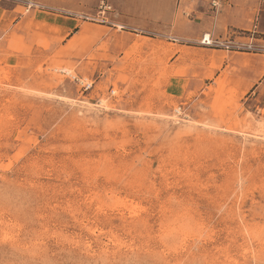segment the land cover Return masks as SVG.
<instances>
[{
  "label": "rangeland",
  "instance_id": "obj_1",
  "mask_svg": "<svg viewBox=\"0 0 264 264\" xmlns=\"http://www.w3.org/2000/svg\"><path fill=\"white\" fill-rule=\"evenodd\" d=\"M195 6L213 16L212 0H0V264H264V88L247 111L211 74L169 90L207 68L177 34Z\"/></svg>",
  "mask_w": 264,
  "mask_h": 264
},
{
  "label": "crops",
  "instance_id": "obj_2",
  "mask_svg": "<svg viewBox=\"0 0 264 264\" xmlns=\"http://www.w3.org/2000/svg\"><path fill=\"white\" fill-rule=\"evenodd\" d=\"M183 1L185 2V0ZM212 2L218 4L217 8L213 9V16H205L204 12L195 6L193 8L194 17L192 18L194 20L199 18L200 21H190L189 23L185 21L177 27V29L180 28L177 32L180 39L193 45L185 46L186 48L203 51H199L198 54L206 60V71L204 75L198 74L195 80L190 75H187L186 78H171L168 82L169 90L175 95L183 96L187 90H194L201 83L205 84V79H202L203 76L211 74L214 80L223 79L226 89L239 100L240 105L247 111L253 106L252 98L256 97L257 99L263 92L264 51L250 53L209 49L199 46L198 41L200 40L198 39L205 33L222 39L227 33L249 30L253 25H256L259 37L257 43L264 47V0H212ZM10 18L15 19L14 25L21 22L25 24L28 18L27 23L29 22L34 37L36 36L34 33L55 39L67 36L69 39L66 37V41H69V33L73 29L70 23H64L65 25L50 23L34 15L27 16L26 19L24 16L9 15L6 17V21L9 22ZM52 30L57 33H53ZM178 57L179 55H177ZM196 71L200 72V69ZM185 79L186 82H184ZM257 109L259 108L257 107Z\"/></svg>",
  "mask_w": 264,
  "mask_h": 264
},
{
  "label": "built area",
  "instance_id": "obj_3",
  "mask_svg": "<svg viewBox=\"0 0 264 264\" xmlns=\"http://www.w3.org/2000/svg\"><path fill=\"white\" fill-rule=\"evenodd\" d=\"M218 4L212 2V7L217 8ZM106 10L108 8H105ZM122 30V29H120ZM258 32L257 26L253 25L249 30L245 31H233L227 33L224 38L212 37L210 33H205L201 36L199 41V46L209 49H224L227 51L235 52H250V53H260L264 51V47L257 43ZM91 85L84 84L83 89L87 90ZM180 114V107L177 111Z\"/></svg>",
  "mask_w": 264,
  "mask_h": 264
}]
</instances>
